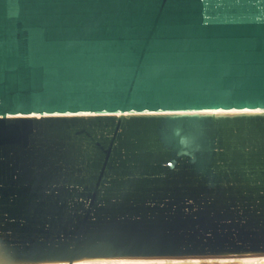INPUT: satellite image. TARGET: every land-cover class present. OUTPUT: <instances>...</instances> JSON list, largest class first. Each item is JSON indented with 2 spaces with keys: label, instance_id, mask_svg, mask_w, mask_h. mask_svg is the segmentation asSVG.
Instances as JSON below:
<instances>
[{
  "label": "water",
  "instance_id": "obj_1",
  "mask_svg": "<svg viewBox=\"0 0 264 264\" xmlns=\"http://www.w3.org/2000/svg\"><path fill=\"white\" fill-rule=\"evenodd\" d=\"M201 256H264V0H0V264Z\"/></svg>",
  "mask_w": 264,
  "mask_h": 264
},
{
  "label": "bare ground",
  "instance_id": "obj_2",
  "mask_svg": "<svg viewBox=\"0 0 264 264\" xmlns=\"http://www.w3.org/2000/svg\"><path fill=\"white\" fill-rule=\"evenodd\" d=\"M264 261V256H201V257H150V258H104L79 260L76 264H139V263H171V262H217V261Z\"/></svg>",
  "mask_w": 264,
  "mask_h": 264
}]
</instances>
